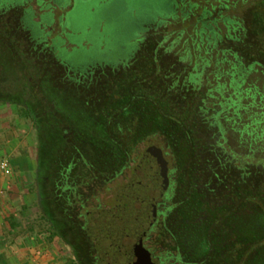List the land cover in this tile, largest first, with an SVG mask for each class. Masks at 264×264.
Segmentation results:
<instances>
[{
    "label": "trees",
    "instance_id": "1",
    "mask_svg": "<svg viewBox=\"0 0 264 264\" xmlns=\"http://www.w3.org/2000/svg\"><path fill=\"white\" fill-rule=\"evenodd\" d=\"M127 2L131 12L146 9L154 17L172 5L183 12L170 13L165 31H154L138 58L93 70L84 81L65 80L63 65L45 62L35 95L44 103L56 98L64 126L72 123L80 133L73 152L65 133L57 138L59 163L65 168L73 155L83 170L115 173L125 165L130 138H138L137 151L151 138L157 145L137 152L128 179L147 148L162 149L176 173L172 186L179 219L195 230L191 233L199 237L206 264H264V48L252 46L264 45V0ZM247 4L251 45L239 36L242 22L227 15ZM141 40L136 32L134 42ZM20 116L30 119L24 110ZM37 134L43 169L45 158H52V142ZM109 138L120 140L119 149Z\"/></svg>",
    "mask_w": 264,
    "mask_h": 264
},
{
    "label": "flooded vegetation",
    "instance_id": "2",
    "mask_svg": "<svg viewBox=\"0 0 264 264\" xmlns=\"http://www.w3.org/2000/svg\"><path fill=\"white\" fill-rule=\"evenodd\" d=\"M100 10H102L99 11L100 13L105 10H113L131 15L127 0H114L102 5ZM19 12L17 11V13ZM50 13L45 12L42 17L49 19ZM92 14V17L88 19L97 24L96 14ZM152 14H143L149 21L146 25L154 23L155 17ZM21 20L26 27L29 24L35 28V31H32L34 34L40 32V23L35 22L34 14L30 9L22 10ZM30 34L32 33L30 32ZM1 38L6 39L3 36ZM85 40L83 34L77 35L75 44H81ZM98 42L95 41L97 45ZM10 45L12 48L8 49L5 42L0 43V103L20 107L30 114L37 138L34 179L37 204L52 230L57 232L58 237L70 247L76 264H206L207 261L201 250L198 235L191 233V231H195L194 229L190 231L184 227V222L181 218L179 219L178 211H176L179 207V203L176 201L178 195H176L175 186H172L176 173L170 171L169 163V187L157 201L156 219L141 239V248L144 253V257L141 258L140 247L135 242L136 237L131 229L123 227L121 220L112 219V214L109 213L119 205L118 193L124 185L129 183L130 179H126L127 182L117 190L116 195L109 199L112 201L111 205H103L98 198L100 190L107 181L115 179L116 173L109 175L92 170H83L82 172L81 167L76 165L73 155L65 168L62 167L59 163L61 154H57L62 149L55 143L57 138L65 133L64 136L71 143L73 152L75 149L72 146L78 141L77 137L80 133L76 131L72 123L69 126H64L63 110L58 106L56 98L44 103L35 95L32 78L27 79L23 74L20 77L8 72V69L13 68V73L17 74L18 69L19 72H22L25 66L29 68V62L38 61L36 56L33 55L31 59V56L25 53L29 51L23 44L12 42ZM45 48L49 49L51 46H42V49ZM132 48L133 45L126 50L122 47L97 54L90 58L89 62H99V58L107 59L110 62H124L123 56L127 55ZM31 50L34 51L35 48L30 49V52ZM64 68H66V72L70 71L69 66ZM93 69L94 66L89 73H84L82 77L89 75ZM10 78H16V80L10 82ZM21 79L23 83L26 82V86L21 84ZM37 132H41L46 140L49 138L50 143L52 142L49 147L53 149L54 156L52 155L50 159L45 158L48 167L43 169L39 166L40 150ZM93 199L98 203L95 205L90 203V200ZM51 204L58 208L59 214L66 221L68 220L67 224L64 225L56 218L55 214L53 215ZM197 222L198 220L195 221V223ZM186 223L189 224L187 221ZM224 245L226 244H221V246ZM244 254L246 257L248 256L247 251Z\"/></svg>",
    "mask_w": 264,
    "mask_h": 264
},
{
    "label": "rangeland",
    "instance_id": "3",
    "mask_svg": "<svg viewBox=\"0 0 264 264\" xmlns=\"http://www.w3.org/2000/svg\"><path fill=\"white\" fill-rule=\"evenodd\" d=\"M114 0H0V38L3 36L6 39L1 38L0 43H6V47L11 49L12 46L10 43L18 42L23 44L25 48H28L29 52H25L33 58V55L36 56L37 62H33L34 66L31 68H26V70L19 72L17 74L13 73V68L8 72H12L11 74L22 77L21 75H25L26 78H32V82L34 85L37 84L39 80V73H41L42 69L45 67V62H53L54 65H63L59 66L63 71V74H67V77L70 80L84 81L86 78L82 77L84 73H89L91 68L94 66L93 70L98 69H111L118 68L126 63H130L135 58H138L140 46L147 42L150 35L154 33V31L163 32L165 31V21L168 20L170 13L175 12L177 15H182L181 6L176 7L175 5L165 7L162 9V14L159 12L155 17L154 23L151 25H143L139 28L132 29L129 32H124L122 30V21L121 18L124 16V13L120 11H102L100 7L102 5L113 2ZM180 3V0H177ZM208 1L209 3H214V0H203ZM234 0H229L232 3ZM250 3L256 0H248ZM214 4H217L215 1ZM218 7V6H217ZM250 4H247L243 8L232 9L227 12L228 16H235L242 22V29L239 33L241 36V40L245 42V44H250V37L246 34L249 33V27L251 26V15L248 12L250 9ZM23 9H30L34 14V19L36 23H40V32L34 34L32 31H35L34 27L28 24V27L22 22L21 14ZM98 10V11H96ZM17 11H20L17 13ZM218 11V8L216 9ZM45 12H51V16L49 19L43 18V14ZM70 13L69 15H67ZM91 13L96 14L95 19L98 21L97 24H94L93 20L88 19ZM98 13V14H97ZM100 13V14H99ZM143 14H149L146 9H136L131 12V19H136L139 17H144ZM88 19V20H87ZM87 20V22H86ZM244 22H243V21ZM221 28V34L223 35L225 32V27H223L222 22L219 24ZM81 28L86 29L88 32L83 33V38L86 39L81 44H75V35L82 34ZM113 28V30H111ZM32 34H30V32ZM112 31L111 33H109ZM137 32V38H142L141 41L134 42L135 36ZM74 36V37H73ZM143 37H145L143 39ZM107 38V43L104 42V39ZM89 39V40H87ZM99 43L98 45L95 41ZM135 46L132 50L125 56H123L124 62H110L107 59L99 58V62H89L90 58L97 54H102L108 51H114L118 48L124 47L125 50L128 49L132 44ZM75 44V45H73ZM48 45L51 48L42 49V46ZM234 43H231L233 46ZM53 46V47H52ZM253 49L257 48L262 49L264 45H257L252 43ZM35 48L34 51L30 49ZM82 48V50H80ZM45 50V51H43ZM74 50H76L74 52ZM249 54H254L248 50ZM260 59H264V56ZM7 60V58H5ZM94 63V64H93ZM10 64V63H9ZM44 65V66H43ZM65 66H69L70 71L66 72ZM43 67V68H42ZM40 71V72H38ZM88 75V74H87ZM65 77V75H64ZM67 77L65 80H67ZM90 77V74L88 75ZM10 82L16 80V78H10ZM21 84L26 86V82L23 83L21 79ZM74 98V94L71 95ZM0 106L4 107V112L8 113L6 118L17 119L22 123L26 137V147L28 150V156L31 160L32 172L35 170L36 166V158H37V138L34 131V126L32 121L28 118L20 116L23 111L20 107L11 106L9 104L0 103ZM111 145L119 149L118 145L120 144V140L117 142L113 141V138L108 139ZM138 138L133 136L128 140V144L125 149V165L115 172L117 175L113 181H107L101 188L100 194L98 195L99 202L103 205H111L112 201L109 200L116 195L117 190L122 186L123 183L127 182L130 176V169L135 165L137 160V152L140 155L141 151L145 149L148 145H152L155 142L148 138L145 142H142L137 151L136 144ZM154 145H157L155 143ZM5 159V158H4ZM9 160V159H7ZM10 162V161H9ZM129 165V166H128ZM83 172V169L81 167ZM97 170L98 169L97 167ZM112 175L113 173H107ZM127 177V178H126ZM127 179V180H126ZM27 200H28V209H25V217L31 221L36 222V230L41 234H47L49 243L52 245V252L55 255L50 262L54 264H76L72 251L69 246H67L58 236H53L51 234L50 225L45 220L44 215L39 209L36 200L35 187L34 184L29 187V191L27 192ZM90 203L93 205L98 202L95 199L90 200ZM53 210V215L55 214L56 218L59 221L68 223L65 218L59 214L58 208H55L53 204L50 205ZM46 251V250H45ZM49 261H46L44 264H49Z\"/></svg>",
    "mask_w": 264,
    "mask_h": 264
},
{
    "label": "crops",
    "instance_id": "4",
    "mask_svg": "<svg viewBox=\"0 0 264 264\" xmlns=\"http://www.w3.org/2000/svg\"><path fill=\"white\" fill-rule=\"evenodd\" d=\"M6 116L0 106V162L9 159L12 170L5 175L0 169V264H54L48 235L38 232L36 222L24 213L29 208L26 194L35 179L25 130L18 118Z\"/></svg>",
    "mask_w": 264,
    "mask_h": 264
},
{
    "label": "water",
    "instance_id": "5",
    "mask_svg": "<svg viewBox=\"0 0 264 264\" xmlns=\"http://www.w3.org/2000/svg\"><path fill=\"white\" fill-rule=\"evenodd\" d=\"M121 21L124 32H129L149 22L146 17L131 19L126 14L122 16ZM168 187V162L162 149L151 146L143 154L130 183L119 191V205L109 211L112 219L121 220L123 227L131 229L136 237L135 242L140 247L141 258L144 257L141 239L155 221L157 201L161 199Z\"/></svg>",
    "mask_w": 264,
    "mask_h": 264
},
{
    "label": "built area",
    "instance_id": "6",
    "mask_svg": "<svg viewBox=\"0 0 264 264\" xmlns=\"http://www.w3.org/2000/svg\"><path fill=\"white\" fill-rule=\"evenodd\" d=\"M0 169L5 175H10L12 173L10 162L7 159H3L0 162Z\"/></svg>",
    "mask_w": 264,
    "mask_h": 264
}]
</instances>
